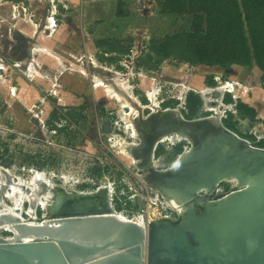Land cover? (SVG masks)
<instances>
[{
  "label": "rangeland",
  "instance_id": "374dc122",
  "mask_svg": "<svg viewBox=\"0 0 264 264\" xmlns=\"http://www.w3.org/2000/svg\"><path fill=\"white\" fill-rule=\"evenodd\" d=\"M170 9L168 0H0V64L4 67L0 71V166L9 162L10 172L23 181L36 170L69 190L92 192L97 186L104 187L108 197L112 191V208L123 214L141 212L146 229L156 221L178 220L161 193L155 192L157 188L140 178L145 175L152 182L157 173L137 168L111 147L116 136L136 141L122 130L121 109L101 87H94L92 61L128 75L126 85L141 104L147 103L145 95L154 89L160 106L176 108L181 104L177 100L181 84L189 82L187 92L199 97L203 111L206 103L197 94L199 88L213 87L217 82L237 85L236 98L233 93L221 96L222 111L227 109L222 123L252 147L264 149V141L252 134L256 128L254 133L264 136V76L254 64L223 69L167 58L157 67L139 65L151 40L186 28L183 17ZM17 62L22 67L28 63L32 77ZM187 95L180 113L184 121L198 120L189 119ZM249 109L254 111L253 117ZM143 113L148 115L149 110ZM59 119L67 129L55 133L49 126H59ZM154 120L147 138L176 124L166 118ZM187 129L197 142V135H207L211 127L201 123ZM137 144L136 154L141 155L148 144ZM184 146V141L158 145L154 152L157 171L171 167ZM97 171L100 176H93ZM64 176L76 185L69 187ZM217 188L223 190L221 193L231 189L226 183ZM23 205L28 210L29 204ZM34 210L36 222L49 219L39 206ZM0 236L10 235L1 231Z\"/></svg>",
  "mask_w": 264,
  "mask_h": 264
},
{
  "label": "water",
  "instance_id": "95a60500",
  "mask_svg": "<svg viewBox=\"0 0 264 264\" xmlns=\"http://www.w3.org/2000/svg\"><path fill=\"white\" fill-rule=\"evenodd\" d=\"M197 119L185 121L188 135L192 133L188 125L208 124L205 117ZM157 144H152L151 155ZM176 162L165 173L168 177L160 175V181L190 195L200 185L215 181L216 188L224 175L264 172V149L252 147L222 126L198 134L189 157L175 166ZM0 170L10 176L7 168L0 166ZM256 190L264 198L261 187ZM58 191L63 196L47 213V224L28 226L19 218L1 216L13 230L8 232L11 238L0 236V264H264V220L253 219L239 227L242 212L259 198L256 194L242 196V192L214 208L195 209L176 222L162 220L144 229L114 215L102 187L88 194H67L61 187ZM211 218L221 222L216 227L207 223L206 230L194 224Z\"/></svg>",
  "mask_w": 264,
  "mask_h": 264
},
{
  "label": "bare ground",
  "instance_id": "6f19581e",
  "mask_svg": "<svg viewBox=\"0 0 264 264\" xmlns=\"http://www.w3.org/2000/svg\"><path fill=\"white\" fill-rule=\"evenodd\" d=\"M46 29H48V32L49 29H51L50 32L52 31V28L49 27V23H47ZM18 63L19 62H17V65L22 68L24 73H26L28 77H32L31 74H33V72L31 71V68L29 67V69L27 70L28 63L25 64V67H22V64ZM29 65L31 64L29 63ZM91 65L94 69L92 77L94 87H101L108 98L113 100L117 104L118 108L121 109L119 111V116L122 121V130L126 133L129 139H133L136 141L129 142L122 139L121 137L116 136L111 143V147L117 154L129 159L137 168L141 170L143 169L148 173H157V175L155 176V181L152 180V182H150V180H148L145 175L143 177L141 176L140 178L147 185H150L155 189L157 188L155 192L159 191L161 193L162 198L165 200L166 207L171 209L175 214H178V216H184L185 214H190V212L194 211L195 209H203L209 207L214 208L221 202L229 201L232 198H235V196L241 195L242 192H245L242 194V196H246L247 194L254 196L259 191L256 190L257 187H261V190L264 191V172H258L254 175H237L236 173H234L222 176L224 179V182L222 181V183L229 184L231 187V189L226 193H221L220 189L217 188L220 187L222 183L217 185L216 188L213 187V185H215L217 181H215L213 185H200V187L192 191V194L190 195L178 193L176 190L172 189V187L167 188L160 181L162 179L160 178V175L170 171L171 167H168L163 171H157L158 167L155 165L154 158H152L151 148H144L143 151L140 152L141 155H137L136 151L140 147L137 142H141L142 145L149 144V142H151L152 147L154 141H158L157 146L161 143H164V141H184L186 142L187 147L185 148V150H183V152L179 153L178 157L176 158L177 162L175 161V166L181 164L189 157L191 146L192 148L195 147V140L184 131L182 126H184L185 121L180 113L181 104H183V100H185L184 95L185 93L188 94L189 92L187 91L190 90L189 82H183L181 84L183 90H180V93L178 95L179 98H177V100L180 101L181 104L176 108H163L155 101L154 89L146 93L145 97L147 103L141 104L130 92L129 87L126 85L128 75H121L118 71L100 66L95 61H92ZM184 76L185 74L182 75V77ZM236 87L237 85L234 86L230 82H217V84H215L213 87H201L197 90V94H201L204 98V102L206 103L205 109L207 111H210V113H208L209 115L205 117L204 121L208 123L212 130L213 128H220L222 126L224 127L222 123V114L225 113V110L222 111V104L224 103L220 99L221 96L223 97V95L227 93H233L232 95H234V97L236 98L237 94L239 93L238 88ZM145 110H149L148 116L143 113ZM160 118H166L167 120H170L173 123L176 122L178 124H170L166 131L158 134L155 139L151 141L150 138H147L145 136L149 131L150 122L152 121V119L154 120ZM7 170L10 176H7L0 170V189L5 186L3 194L0 198V231L2 232L4 231L7 233H11L13 227L9 222L1 220V216L19 218L21 222H24L28 226H39L41 224H47V221H35L37 217L34 208L35 206H39L42 209L43 213L46 214V217L47 213L50 212L54 208L55 204L61 199V195L58 191L59 187L65 189L67 194H73L74 192L88 194L90 192L79 190L76 191L74 188H72L73 190H69V188H67L66 186H57L52 181V179H47L45 173L41 171H32L29 179L27 181H23L22 179L13 175L8 168ZM63 178L67 179L66 176H64ZM65 181H67L66 183L69 187H74V185H76V182L74 180L69 181L67 179ZM240 183H242L241 188L237 187L241 185ZM102 189L105 190L104 187H102ZM212 189L213 193L211 192ZM216 191L218 192V195L214 197L213 201L211 202L209 197L214 196ZM255 196L259 197L258 199H252L255 204L252 203L251 205H249L247 210L242 209L244 211L242 212V216L239 220V227H242L248 221L253 219L261 221L264 220V198L260 197L261 192L260 194H256ZM5 199L11 202L12 205H8L5 202ZM25 202L29 204L28 210L23 207V204ZM116 216L121 219L120 216ZM191 216L192 214L190 215V217ZM24 217H28V220H24ZM137 220L138 223L144 227V229L147 228L145 226L146 220L144 216L138 215ZM217 222L221 221L211 218L207 221H196L194 224H199L204 228V230H206L207 223H210V227H216ZM9 235L10 236L4 238H11V234ZM227 235L229 236V234L226 233L224 239H226ZM223 242L225 244L226 240Z\"/></svg>",
  "mask_w": 264,
  "mask_h": 264
},
{
  "label": "trees",
  "instance_id": "16d2710c",
  "mask_svg": "<svg viewBox=\"0 0 264 264\" xmlns=\"http://www.w3.org/2000/svg\"><path fill=\"white\" fill-rule=\"evenodd\" d=\"M168 1L171 2V12L183 17L186 28L151 40L139 65L157 67L167 58L193 66H217L223 69L232 65L254 64L264 76V0ZM186 101L189 119L207 115L201 110L199 97L189 93ZM248 112L251 117L254 116L252 109ZM61 125H50L49 128L64 132L67 126ZM3 166L8 168L9 162ZM93 176L98 177L100 174L97 171Z\"/></svg>",
  "mask_w": 264,
  "mask_h": 264
},
{
  "label": "built area",
  "instance_id": "2783aa9c",
  "mask_svg": "<svg viewBox=\"0 0 264 264\" xmlns=\"http://www.w3.org/2000/svg\"><path fill=\"white\" fill-rule=\"evenodd\" d=\"M224 110L226 111L227 109H224ZM204 112L210 113V111H207L206 109H204ZM254 132H256V128L254 129ZM254 132L252 134L255 136V138H257L258 141L261 140V139H264V136H257ZM185 148H186V146H184V150H185ZM154 157L155 156H154V153H153L152 158H154ZM112 201H113V199H112V191H111V192H109V203L111 205V208H112ZM112 210H113L114 214L119 215L121 217V220H124V221H130V222L138 223V220H137V216L138 215H141V216L145 217V215L142 214L141 212H137V213L132 212L130 214H123L122 212L115 211L113 208H112Z\"/></svg>",
  "mask_w": 264,
  "mask_h": 264
},
{
  "label": "flooded vegetation",
  "instance_id": "af4514ba",
  "mask_svg": "<svg viewBox=\"0 0 264 264\" xmlns=\"http://www.w3.org/2000/svg\"><path fill=\"white\" fill-rule=\"evenodd\" d=\"M24 38H27L26 36H24ZM0 62H2L1 60H0ZM0 71H4V67L0 64ZM187 94V93H186ZM186 94H185V96H186ZM163 105V103L161 104V107H164V106H162ZM147 111V110H146ZM203 111H204V109H203ZM148 115H149V113H148ZM147 116V115H146ZM64 117V116H63ZM58 121H60L59 123H62L63 122V119H59ZM55 126H58V124L57 125H55ZM59 126L60 127H62V125L61 124H59ZM58 126V127H59ZM55 133L57 132V131H54ZM151 139V138H150ZM148 148L150 147V148H152L151 147V142H149V144H148V146H147ZM157 147V146H156ZM156 147H155V149H156ZM155 149H154V152H155ZM153 152V153H154ZM220 188V187H219ZM221 189V188H220ZM221 191H223L222 189H221Z\"/></svg>",
  "mask_w": 264,
  "mask_h": 264
},
{
  "label": "clouds",
  "instance_id": "9594fccd",
  "mask_svg": "<svg viewBox=\"0 0 264 264\" xmlns=\"http://www.w3.org/2000/svg\"><path fill=\"white\" fill-rule=\"evenodd\" d=\"M183 103H184V100H183Z\"/></svg>",
  "mask_w": 264,
  "mask_h": 264
}]
</instances>
